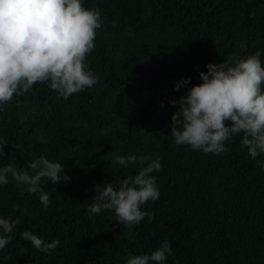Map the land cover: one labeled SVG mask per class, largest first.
Wrapping results in <instances>:
<instances>
[{"label": "trees", "instance_id": "obj_1", "mask_svg": "<svg viewBox=\"0 0 264 264\" xmlns=\"http://www.w3.org/2000/svg\"><path fill=\"white\" fill-rule=\"evenodd\" d=\"M97 7L101 26L87 53L99 76L67 99L48 83L0 107V163L27 162L42 152L64 163L71 179L45 185L50 204L9 175L0 185V215L19 217L0 264H126L167 238L164 264H264V154L251 157L240 135L223 153L176 144L170 131L178 99L199 83L207 62L232 61L261 50L264 0H83ZM191 77L174 90V82ZM231 123V121H226ZM159 157L160 195L144 208L151 218L119 223L111 210L90 215L92 186L134 174L115 154ZM25 228L46 241L43 252L20 236Z\"/></svg>", "mask_w": 264, "mask_h": 264}, {"label": "clouds", "instance_id": "obj_2", "mask_svg": "<svg viewBox=\"0 0 264 264\" xmlns=\"http://www.w3.org/2000/svg\"><path fill=\"white\" fill-rule=\"evenodd\" d=\"M101 23L99 8L85 7L83 0H0V107L36 82L46 81L64 99L94 85L99 76L88 66L86 55L95 46ZM260 57L257 49L232 61L207 62V71L198 70L200 82L178 99H169L176 107L169 125L173 142L219 154L239 134L241 147L251 157L264 154V63ZM190 80L181 77L174 82V90ZM5 143L0 138V160L5 156ZM114 160L125 167L141 166L134 174L94 184L86 206L89 214L111 210L116 221L125 224L151 218L143 205L160 195L153 174L162 166L159 157L131 152L115 154ZM64 168V163L43 152L28 161L26 168H17L8 160L0 163V185L7 184L10 175L47 207L51 201L45 185L71 179ZM19 223V217L0 215V251ZM20 236L43 252L60 243L58 237L49 242L28 228ZM172 252L165 238L151 252L130 256L126 264H164Z\"/></svg>", "mask_w": 264, "mask_h": 264}]
</instances>
